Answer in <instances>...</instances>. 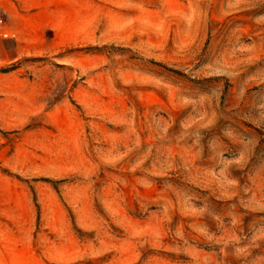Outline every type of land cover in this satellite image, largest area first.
Returning <instances> with one entry per match:
<instances>
[{
	"label": "rangeland",
	"instance_id": "374dc122",
	"mask_svg": "<svg viewBox=\"0 0 264 264\" xmlns=\"http://www.w3.org/2000/svg\"><path fill=\"white\" fill-rule=\"evenodd\" d=\"M0 264H264V0H0Z\"/></svg>",
	"mask_w": 264,
	"mask_h": 264
}]
</instances>
